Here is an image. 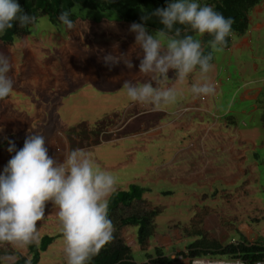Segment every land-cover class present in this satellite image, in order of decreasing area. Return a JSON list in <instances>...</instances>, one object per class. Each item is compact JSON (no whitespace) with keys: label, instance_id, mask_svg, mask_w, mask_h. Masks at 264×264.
I'll list each match as a JSON object with an SVG mask.
<instances>
[{"label":"crops","instance_id":"crops-1","mask_svg":"<svg viewBox=\"0 0 264 264\" xmlns=\"http://www.w3.org/2000/svg\"><path fill=\"white\" fill-rule=\"evenodd\" d=\"M264 5H254L248 12L247 18L249 24L242 34L231 33L229 44L224 47V50L219 53H214V59L212 61L214 67L210 71L211 78L204 82L213 83L215 87V92L212 95H199L193 93L190 88H188L185 83L186 81H180L176 78V74L172 79H163L160 78V81L157 84H154V80L151 78V74L141 73L139 71V62L142 59V50L139 45L135 42V33H132L128 30H111L114 40L108 41L103 45V50L100 54H93L92 56H87L88 44H93L90 37L87 36L88 33L84 31L81 26V29L69 30L65 27L62 29L53 30V37H49V41L45 40L47 43L46 46L41 48L37 46L40 55L48 49L49 46L54 45L58 52L63 56V62H59L56 59L50 61L49 63H41L40 60H36L35 64L29 65L32 69L33 76L37 73L33 80L31 79L30 84L33 89L30 91H37L43 94L42 90L46 89L47 92H53L58 98L62 97L61 95L73 94L74 91L81 89H87L88 92L91 90L101 97H113V95H120L124 89L122 85L128 80V78L136 79L139 81L142 77L149 78L146 83H152L154 87H159L161 89L167 87H173L180 91L175 104H161L162 109L153 110L152 108L147 110L148 104H144L145 107L142 109H136V112L129 116L128 122L124 124V129L129 127V122L136 118H140L143 115H146L148 111L155 113L152 117L155 118V124L141 125L137 124L134 127V130L126 132L125 134H119L115 138H120L127 136L124 139H129V151L134 150L138 151L140 149L146 148L149 141L153 139L168 137L170 134L169 127L176 129H182L183 131H190L188 134L189 140L193 142V150L189 152L191 155H194L192 158L193 161L197 163V168L192 171V175H187L184 173L187 172L184 168H177L176 176H165L162 175V169L156 168V174L149 176V180L152 182H158L159 180H166L170 184H179L183 186H191L194 183L199 185L198 181H202L201 185L207 187L208 193H201V195H214L218 194L220 199L224 196H236V201H245L250 202L249 205L254 204L249 208L259 207L253 201L245 200V197L252 195V192L255 189L250 190L248 187L249 183L242 184V189L240 191L234 190L235 184L238 181H255L254 184L260 181L261 171L258 170V167H264V161H261L264 158V14H262ZM75 19V18H74ZM73 19V21H74ZM126 22V21H125ZM76 23V22H75ZM78 25V24H77ZM147 27V26H146ZM148 28V27H147ZM150 28V27H149ZM66 29V30H63ZM122 29V28H119ZM65 31V33H63ZM86 33V34H85ZM187 34L183 32L182 35ZM180 35V36H182ZM116 39V40H115ZM123 39V41H122ZM202 45L204 49H210L209 41L203 39ZM121 44H124L121 45ZM104 49H109L110 53L113 55L124 54L125 57L130 60L132 67L128 68L124 63L125 69L122 71L121 68H115L111 65H106L104 62ZM224 52V53H223ZM38 62V63H37ZM27 68V64L24 65ZM235 68L234 71L237 73V77H232L228 69ZM199 73V70L196 71ZM193 72V74H194ZM24 74V70L20 72L19 76ZM202 74V73H199ZM192 78V77H188ZM21 80L24 82L23 78H20L15 82L18 87H21ZM102 84L104 88L100 87L99 84ZM141 83V82H138ZM133 83V84H138ZM225 84V93L226 89V99L221 109L213 108V98L217 97L219 90ZM23 88V87H22ZM42 88V90L40 89ZM22 90V89H21ZM71 92V93H70ZM20 98L23 96L22 91L19 95ZM209 96H213L211 101ZM114 98V97H113ZM28 102H25L26 100ZM45 99V98H41ZM63 97V101H64ZM5 102H9L10 106L16 107V110H21L17 115V123L12 124L9 127L10 133L12 136H15L16 133L22 131L24 133H35L37 131L39 134L51 137L53 134L50 133V130L46 129L43 125V128H37V125L44 120V117H47L48 110L50 107L45 106L44 104L36 106L32 116H29L27 128L22 129L24 126L20 124V120H23L25 114L22 110V106L28 107L32 110L31 102L27 98L23 99L22 104L19 101H15L14 97L9 99H4ZM12 101V103H10ZM67 104V103H66ZM128 110L133 108L136 102L130 100L127 101ZM67 106V105H66ZM64 106V107H66ZM63 107V108H64ZM54 108H58V104L54 105ZM15 109V108H13ZM69 108L66 109V111ZM74 110V107L73 109ZM184 111V112H183ZM22 112V113H21ZM71 112V111H70ZM214 112V113H213ZM173 117V120L170 122L169 119ZM208 118V120H206ZM166 121L162 126L159 125L160 122ZM198 121L199 123H194ZM144 128H143V127ZM77 126L71 125L67 130L76 128ZM159 127V128H158ZM223 127V128H222ZM211 128H218V130L213 131ZM57 129V128H56ZM54 129V130H56ZM53 130V131H54ZM63 129H58L56 133H59L63 138V142L57 148L52 143L46 142L45 146L48 150L58 149L59 155L63 152V156L60 158H54L59 160L58 163H62L65 159V156L72 149H83L89 155V149L92 148V156H90L94 161L96 166L100 165L102 169L113 174L116 171H119L126 164H128L131 158L126 160H117L111 162H103L100 159V156L96 153V147L103 142L108 140H102L101 142H92L90 138L80 135H67L66 132L62 131ZM144 137H147L148 140H143ZM130 139L137 140L138 142L133 147ZM64 143V146H63ZM79 143V145H78ZM64 149V151H63ZM58 153H55L52 157L59 156ZM134 154V153H132ZM8 156L4 155L1 157L0 162V171L3 170L4 166L8 162ZM181 164V162H177ZM260 174V177H259ZM257 175V176H256ZM264 175V174H263ZM264 178V176H263ZM143 181L142 185L133 183L136 181V178H131V181L125 183L121 188H115L114 191L128 189L131 184H136L143 189V196L149 193V188L145 185ZM248 181V182H249ZM260 186L258 185L257 189ZM264 187V186H263ZM199 194H194L193 197L197 198ZM197 200V199H196ZM219 198L216 200L218 201ZM225 200H227L225 198ZM238 205V204H237ZM175 203L170 201H163L161 204L151 205L152 208H156L157 216L160 215L167 208L174 207ZM199 206V207H198ZM244 206V205H243ZM239 204V208L243 207ZM199 204L192 203L189 206V209H185V215L188 216L187 224L191 225L193 220L197 218V209L205 207ZM249 211L248 208H246ZM212 211V210H211ZM51 212L55 214L58 213V208L52 204L51 201L46 202L45 205V216L41 221L37 222V228L41 229L39 236L42 234H51L53 239L51 242H56L54 240V235L56 230H62V224L57 215H52ZM192 212V213H191ZM191 214V215H190ZM209 216V215H208ZM213 216V215H212ZM238 215L234 216L233 219H236ZM182 217V216H181ZM180 217V218H181ZM207 217V216H206ZM176 219L178 222L185 221L186 219L180 220ZM212 218V217H211ZM209 219V218H208ZM208 219H203L202 226L210 225ZM218 221V217L215 218ZM156 220V219H155ZM177 222V223H178ZM237 224V236H243L246 239L245 227L242 222L235 221ZM185 223V222H184ZM43 224L45 226H43ZM166 225V228H163L162 225ZM175 224L173 222L162 223L155 225V229L160 228L162 233H155L163 243L167 241L175 240L174 235H176L175 230L171 228ZM186 224V225H187ZM234 224V225H235ZM55 227V229L52 228ZM131 225H127L129 227ZM191 227V226H190ZM187 228V227H186ZM189 229V228H187ZM254 230L256 229L253 228ZM183 230V229H182ZM135 231V229H133ZM177 231V230H176ZM192 231V230H190ZM156 232H159L157 230ZM174 232L173 237L171 238V233ZM239 232V233H238ZM184 233V232H182ZM63 235V230L61 232ZM192 235V232H191ZM257 232H255L252 237H255ZM58 236V234H57ZM179 240H177V245L183 242L184 238L177 234ZM182 238V240H181ZM231 239H236V236H231ZM227 241V242H229ZM40 238L38 237V245ZM51 242L49 244H51ZM65 242V241H64ZM220 242V241H219ZM49 244L44 250H41L39 253V258L36 264H43L42 261L45 258V253L49 249ZM175 244V243H172ZM13 247V244H12ZM27 247V246H26ZM29 252V250H28ZM17 256L21 255L19 253ZM150 254V253H149ZM5 256V255H4ZM16 256V257H17ZM27 257V256H23ZM57 258H64L63 262H58ZM54 258L49 259L46 264H67L65 246L60 250V253ZM14 259L12 262H14ZM6 264V263H5Z\"/></svg>","mask_w":264,"mask_h":264},{"label":"rangeland","instance_id":"rangeland-1","mask_svg":"<svg viewBox=\"0 0 264 264\" xmlns=\"http://www.w3.org/2000/svg\"><path fill=\"white\" fill-rule=\"evenodd\" d=\"M169 2H171V0H168V3ZM199 3L201 5L207 4L211 6L213 4L210 0H199ZM257 4L264 5V0H260ZM71 11L75 16L74 29H81L82 26L84 31L88 33L87 36L90 37L93 43L88 44L87 56H92L93 54H100L104 48L103 45L106 44L109 40H114L112 33H110L111 30L113 31V28L114 30H128L130 25L133 23L119 18L116 12L90 10L83 8L77 4L72 7ZM262 14H264V9ZM63 27L66 28V26H64L61 22L54 23L49 19L48 15L40 13L36 17V23L30 26L29 34L20 37L15 36L13 37L12 42L9 44H5L0 41V52L5 53L10 58V61L12 63V70L10 72V75L14 80V88L10 96L7 97V99L14 97L15 101H19L21 105H23V99L28 97L31 102L32 110L28 107L22 106V110L25 116L23 120H20V124L24 125L21 128H27L29 116H32L34 113H36V106L44 104L48 107H50L51 105V107L48 110L47 117H44V120H42V122L37 125V128H43L44 125L46 129L50 130V133H53L51 137L47 136L49 133L44 136L45 144L46 142L52 143L57 148L61 145V143L63 142V138L59 133H56L58 129H63L62 131L66 132L67 135L76 134L80 136H85L88 139L90 138V141L92 142L99 143L102 140H108L106 142H103L102 144L97 145L96 147V153L100 156V159L103 162L117 161L120 159L126 160L127 158L132 157L131 161L128 164L123 166V168L119 171L114 172L115 175L112 174L116 178L115 188H121L122 186H124L125 183H128V181L130 182L131 178L134 177L136 178V181L133 183L142 185L143 181L149 180L150 175L153 176L157 173L156 168L162 169L161 173L165 176H176L177 168H184L187 172H189L184 174L192 175V171L197 168V163L192 160V158H194V155H191L189 153L193 150V146L191 145L193 144V142L190 141V138L188 137V134L191 133L192 130L191 132H188L183 131L182 129L175 130L174 127H169L170 134L168 135V137L153 139L152 141H149L146 148L140 149L138 151H135L134 148L132 149V151H129L130 146L127 145L129 144V139H124L127 136H123L117 139L115 138L121 133L125 134L126 132H130V130H134V127L137 126V124L148 125L155 124L156 122V117H152L155 113L148 111L146 115H143L140 118H136L133 121L131 120L129 122V127L124 129V124L128 122L129 116L136 112V109H142L145 107L144 104L137 103L133 108L128 110L127 101L129 99L126 96L125 91L118 95V97L113 95L114 98L101 97L100 95L91 90L88 92L87 89L74 91L73 94H70V97H68L69 94L61 95V98H58L51 91L47 92L46 89L42 90V88L40 89L42 90L43 94H39V92L35 90L30 92L33 89L30 84V81L31 79L33 80V77L37 73H35L33 76V72H31L32 69L29 65L35 64L36 60H40L41 63L45 64L55 59L60 63L63 62L62 54L56 49H54V45L49 46L48 49L43 52L40 58L38 56L40 55V52L37 48V46L44 48L43 46L47 45V43H45V40L49 41L50 35L51 37H53V30L62 29ZM147 30L150 34H154L157 31L149 27L147 28ZM183 32H187V34L185 35H193L194 38L200 39L201 41H203L204 39V34L201 36L200 34L192 31L191 29H184L180 33V35H182ZM63 33H65V31H63ZM183 36L184 35L180 36V38H182ZM121 45L124 46V44ZM104 53L106 55L109 54V49H104ZM26 64L28 65L27 68H25L24 66ZM111 66H114V69L121 68L122 71L125 69L124 63L121 61ZM23 70L24 74L19 76L20 72ZM234 70V67L233 70L230 68L228 69L232 77H237V73ZM199 73H191L188 77L192 78L185 79V85L190 88V90L193 84L199 85L202 83L203 80H209L205 79L204 74ZM175 74V70L170 69L167 74V78L172 79ZM208 77L211 78L210 72L208 73ZM20 78H23L24 82L21 80L20 83L22 84V86L18 87L19 85L17 86L15 82H17V80H19ZM148 79L149 78L142 77V79L136 81V79L128 78L127 82L146 83V81L144 80ZM159 81L160 79L154 80V84H157ZM99 86L104 88L101 83L99 84ZM224 88L225 84L219 90L217 97L212 99L214 105L213 108L221 109L222 105L224 104V101L226 99V93L229 87L226 89V93ZM21 91L23 96L20 98L19 95L21 94ZM63 97L65 99L64 101ZM212 97L213 96H209V100L211 101V103ZM24 101L28 102L27 99ZM10 103H12V101ZM55 104H58V108H54ZM146 106L147 110L152 108L150 105ZM73 107L74 110H72ZM67 108L69 109L66 111ZM15 110L16 107H11L9 102L0 100V128H2V131H0V162L2 156L6 155L8 156V159H10L15 154L14 152L9 153L7 151V148L9 147V140H12L15 143L17 150H19L23 147V143L27 135L39 134L37 129L35 133H24L20 131L16 133L15 136H12L9 127L12 126V124L17 123V114L21 111ZM169 120L170 121L168 122L171 123L173 117H171ZM206 120H208V118ZM165 123L166 121H162L159 123V125L162 126ZM194 123L196 124L199 122L195 121ZM71 125L77 127L75 129L72 128L70 130H67L68 127H70ZM211 130L216 131L218 130V128H211ZM143 140H148V138L144 137ZM130 141L132 142V145H134L133 147H135V144L138 142L137 140L133 139H130ZM70 149L71 151L73 150L72 147H70ZM58 151V149H54L52 151L48 150V154L49 156H53L55 153H58ZM130 154L132 155L131 157L129 156ZM89 155L92 156V148L89 149ZM60 156H63V152L61 153V155L55 156L53 158H60ZM56 161L59 162V160ZM178 161L181 162V164H177ZM261 161H264V158H262ZM97 167L101 170H104L100 167V165H97ZM258 170L264 174V167L260 166L258 167ZM263 174H261L262 178L258 182V185L260 186L258 189L257 183L254 184L255 181L249 180V182L238 181L234 187V190L240 191L242 189V184L249 183L248 188L250 190L255 189V191L252 192V195L245 197V200L253 201V203L259 206H255V209L249 208L254 205H249V201H236V196L234 195L221 197L222 199H220L218 194H215V196L201 195V193H208L207 187L201 185L202 181H198L199 185L194 183L191 186H183L179 184H170V182L166 180H159L158 182H152L149 180L148 182H145V185L149 188V193L145 194V197L142 195L143 197H141L140 200L137 201L138 203L132 204V207L130 206L131 208L121 207L120 210L117 211V215L127 216L136 212L137 210H145L152 204H161L163 203V201L174 202V207L167 208L160 215L155 217V225L157 224L161 226L160 224L162 223L173 222L175 220V224L171 228H173L172 231L175 230L176 235H174V232H170L171 238L173 237V235L174 238L176 237L175 240H173V242L171 240L170 243H167V241H164L166 243H163V240H161V238H159L155 234L162 233V230L160 229L161 227L158 229L156 228L152 238L148 241V248L146 250H142L136 242V226L122 227L120 230V235L123 237L124 241L130 246L133 258L136 261H145L146 259H148V254L151 253L150 256H152L156 247L161 248L162 251L168 256H171L173 254L177 255L180 251L186 252V245L191 242L192 238L194 237L193 235H191L192 231H186L187 228L192 230V226L186 223L189 218L187 215H185V209H189V206L192 205V203H195L199 204L201 207L204 205L205 209L209 212V216L207 215L206 220L209 218L208 223L210 225L206 226L204 224V226H202V229L207 232V235L220 241L221 244L228 243L227 241H229V238L233 235L238 237V228L237 224H235V221H240L244 225H246L244 229L246 231V235H248L247 238L250 242H254L256 240L257 242L264 243ZM194 194L199 195L197 198H195L193 197ZM218 198L219 200L216 201ZM225 198L227 200H225ZM144 200L147 202V204H144ZM239 204L244 206L239 208ZM246 208H248L249 211H247ZM198 211L199 208L197 209V212ZM51 213L53 216L57 215L54 212ZM236 215H238L236 219H233ZM217 217L218 221L215 219ZM58 218L59 217L57 215V218L54 219L58 220ZM179 218L180 220L186 218L187 219L185 221L178 222L176 219ZM43 226L45 225L43 224ZM162 226L163 228H166L165 224ZM255 227L256 229L254 230L253 228ZM52 228L55 229L54 226H52ZM133 229H135V231H133ZM157 230H159V232H156ZM38 231L41 232V229L38 228ZM61 232L62 230H56V233L54 235V240H56V242H51V244H49V249L45 253V258L42 261L43 264H46L49 259L54 258L55 256L57 258V255L60 253V250L63 249V246H65L64 237L63 235H61ZM255 232H257V235L255 237H252ZM177 234L184 238L183 242L180 243V245L176 244L177 240H179ZM43 235L51 234H42L39 236V238L41 239ZM16 253L21 254L22 257H30L28 248L26 246L13 244L12 247V243L0 242V263H11L14 259H17L18 254ZM174 257L175 256H173V258ZM211 257L225 258L217 257L216 255ZM228 257L229 256H227V258ZM63 260L64 258H57L58 262H63ZM177 262L179 264H186L187 261L186 258H184L183 260H177ZM173 263H176V260H173Z\"/></svg>","mask_w":264,"mask_h":264},{"label":"clouds","instance_id":"clouds-1","mask_svg":"<svg viewBox=\"0 0 264 264\" xmlns=\"http://www.w3.org/2000/svg\"><path fill=\"white\" fill-rule=\"evenodd\" d=\"M153 17L159 18L163 26L154 34L148 32L146 23L133 22L129 27L142 50L139 71L158 80L167 79L171 69L175 70L176 78L183 81L198 69L205 79H209L208 73L214 67L213 54L222 52L227 45L226 38L233 33V19L226 18L211 5H201L199 0H171L165 7L156 8L141 19L147 22ZM58 19L69 30L75 26L67 11L61 12ZM14 22L21 26L30 25L36 23V18L26 13L18 0H0V36L12 29ZM177 25L187 26L201 36L207 33L212 37L209 41L211 50L205 52L201 40L193 35L180 38L181 28ZM103 59L106 65H115L123 60L128 68L133 66L124 54L109 53ZM11 70L10 58L0 52V100L9 97L13 91ZM122 89L130 101L148 104L153 110L162 109V103L175 104L181 94L176 88L161 89L152 83L126 81ZM191 91L212 95L215 87L213 83L204 82L193 84ZM8 144L7 151L15 154L0 171V242L23 246L38 243L37 222L44 218L46 202L51 201L58 208L67 264H88L105 244L113 240L115 229L109 218L108 205L116 178L98 168L83 149L68 152L64 161L58 163L49 156L43 135H27L19 150L12 140ZM243 239L252 242L240 235L234 240L240 242ZM228 243L234 244L232 239ZM168 257L176 260L177 264V260L184 258L186 264L195 258L223 259L210 256Z\"/></svg>","mask_w":264,"mask_h":264},{"label":"trees","instance_id":"trees-1","mask_svg":"<svg viewBox=\"0 0 264 264\" xmlns=\"http://www.w3.org/2000/svg\"><path fill=\"white\" fill-rule=\"evenodd\" d=\"M212 7L222 13L226 18L233 19L232 32L242 34L248 26V12L259 2V0H210ZM21 7L26 13L35 18L40 14L49 16V19L56 23L61 12L67 11L70 14V19L75 16L72 13V7L76 4L90 10H100L103 12H116L118 17L135 23H146L147 27L153 30H158L163 26L159 22V18L153 17L147 22L142 21L143 15H150L152 10L163 8L167 5L168 0H18ZM30 25L21 26L14 22L12 29H9L3 36H0V41L5 44L12 42L15 36H24L29 34ZM184 29H190L187 26L177 25ZM212 39L207 33L204 34V40ZM227 45L229 44L230 36L226 38ZM226 45V46H227ZM210 51L205 49V52ZM143 194V189L131 184L128 189L114 191L109 197L108 214L114 226L113 240L105 244L99 252L94 255L88 264H177L173 263L168 255L161 248L156 247L154 254H148L146 261H136L131 253L130 246L124 241L120 235L122 227L127 225L136 226V242L142 249L148 248V241L152 238L155 232V217L157 216L156 208L151 205L145 210H137L127 216L117 215L120 208H131L132 204L138 203ZM144 204L147 202L144 200ZM131 206V207H130ZM141 208V207H140ZM209 212L205 207L199 209L196 220L191 222L192 238L191 242L186 245V252L180 251L177 255L182 257H199V256H214L217 257H234L245 261L247 264H254L257 261L264 260V243L240 241L236 244L226 243L221 244L218 240L207 235V232L202 229L203 219L206 218ZM191 229H186L189 231ZM52 235H43L38 245H27L30 257H22L19 255L14 262L7 264H36L39 258V253L44 250L52 241ZM5 264V263H0Z\"/></svg>","mask_w":264,"mask_h":264},{"label":"built area","instance_id":"built-area-1","mask_svg":"<svg viewBox=\"0 0 264 264\" xmlns=\"http://www.w3.org/2000/svg\"><path fill=\"white\" fill-rule=\"evenodd\" d=\"M234 244L238 243L236 240L232 239ZM173 256H175L173 258ZM172 259L176 258V255H171ZM190 264H247L245 261L239 258H223V259H204V258H195L191 261ZM254 264H264V260L257 261Z\"/></svg>","mask_w":264,"mask_h":264}]
</instances>
